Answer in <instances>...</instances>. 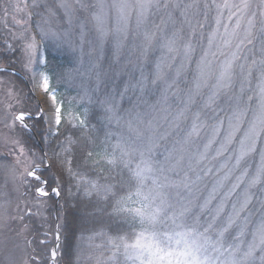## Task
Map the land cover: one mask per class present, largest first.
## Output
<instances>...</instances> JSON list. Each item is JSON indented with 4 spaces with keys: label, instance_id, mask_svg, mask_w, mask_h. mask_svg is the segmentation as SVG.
<instances>
[{
    "label": "snow or ice",
    "instance_id": "snow-or-ice-1",
    "mask_svg": "<svg viewBox=\"0 0 264 264\" xmlns=\"http://www.w3.org/2000/svg\"><path fill=\"white\" fill-rule=\"evenodd\" d=\"M98 3L99 7L94 12L93 18L99 33L101 51L104 43L111 36L115 41L114 56L119 60L125 41L129 39L130 35L137 38L143 37L142 43L138 45L133 42L132 48L140 49V57L144 61L148 60L150 49L159 46L166 50L156 62L155 78L152 81L154 84L162 82L166 87L160 98L154 104L149 105L153 112L160 114L159 120L169 123V127L173 130L179 129L181 123L188 120L187 113L191 110L192 105L197 103L196 97L202 94V89L211 88L212 94L204 102L203 108L194 113L195 119L191 123L190 129L181 139L171 143V146L168 143H160V141H168L172 132L166 130L160 133L159 129L163 125L154 122L157 121V117L154 116L147 122L143 130L134 126L131 119L125 122L135 139L125 137L122 133H115L118 139L111 146V152L105 149L102 153H87L89 157L95 155L100 161L106 162L112 167H116L119 163L123 164L125 168H129L131 163L136 162L135 168H129L131 176L126 181H118L119 187L114 183L103 185L92 183V189L103 192L105 199H108L109 196L116 199V211L132 214L134 218L139 219L142 227L141 231L131 237H108V242L113 249L112 255L104 257L101 253L95 257V264H114L117 261V253L123 255L126 264H264V214L255 222L251 215L241 217V213L245 212L252 202L251 190L257 185H264V38L260 43L261 56L259 60H253L247 68L244 65H239L240 74H243L240 81L241 94L245 92L246 87L251 85L254 71L258 72V82L253 95L246 98L247 103H244L243 106H241V96H237L235 107L232 108L230 114L224 108H219L218 111L213 108L221 91L233 88L237 76L236 62L240 59L238 55L241 50L240 46L254 43L253 29L256 27L257 16L252 11L253 5L259 10V31L264 37V0H210V3L209 0H187V2L186 0H136L134 25L128 11L130 0H112L111 8L107 12H105L103 0H98ZM201 5L204 8L215 7L217 11L216 28L208 36V49L196 62L195 75L192 80L194 87L188 89L187 100H181L184 107L180 108L177 105L173 116L172 99L167 92L190 68L195 48L190 40L181 43L183 28H177L171 37H166L163 43H159L156 32L147 27L149 14L153 9L156 11L179 9L181 16L191 26L189 17L195 16L196 11L193 10L198 11ZM84 6L92 7V5ZM24 7L26 8L27 4ZM45 7L49 16L54 17L59 9L70 10L73 5L70 0H58V2L57 0H47ZM112 9H115L116 12L114 27ZM17 10H22L19 5H17ZM224 10L228 12L229 24L232 23L233 17H235V23L230 29L224 25V33L227 38L221 37L223 44L231 46L233 39L239 40V43L231 57L220 64L217 73L209 55L216 56V53L211 49L222 26ZM168 17L172 19L171 11L168 12ZM205 19H207L206 16ZM71 22V18H69V23ZM16 23L20 24L21 21L17 20ZM197 23L199 24V21ZM155 27L160 29V25H155ZM26 31L27 29H25ZM195 32L196 29L193 28L192 35H195ZM41 34L47 35L43 27H41ZM20 39L25 42L26 67L43 76L39 70L41 51L35 37L21 33ZM93 50L95 51V48ZM181 56L182 59L177 62L176 57ZM96 66L93 65V67ZM43 84L46 89L51 91L48 88L47 76H43ZM52 98L55 100V95ZM177 99L180 97L177 96ZM254 100L255 108L250 109V104ZM105 103L109 102L105 101ZM145 103L148 102L145 101ZM204 109H212V115L208 116V120H212L213 123L201 120L202 115H207ZM108 111L112 113V118H115L116 123L120 124L122 118L117 116V109L109 105ZM249 111H251V119L248 120L247 127H244ZM221 113H224V116H221ZM30 115L31 113L21 110L19 115L13 114L12 124L7 126L14 128L17 126L16 122L19 121L21 126L26 127L25 121ZM170 116H172L171 121H169ZM54 119L57 125L64 122V112L60 106L55 108ZM74 121L81 127L85 125L83 119H79L77 115L69 112L68 123L72 124ZM140 123H144L142 118H140ZM205 128L209 130L210 135L203 145V151H199L200 146L196 145L197 152L190 153L189 149L194 144L193 137H199ZM238 136L240 137L238 140L239 149L233 170L243 165L241 175L236 178V183L232 184L225 197L215 207H212V203L216 200L218 188L223 187L222 183L218 182V187L213 188L208 196L200 202V195L197 193L202 190L198 187L197 182L202 177L197 174L196 178L192 179L188 171L184 170L186 157L188 158V168L195 172V167L192 164L193 157H196V165H199L208 158L209 151L219 140V148L216 149V154L213 156V159H216V157L222 156L234 141H237ZM13 143L18 145L19 141H13ZM24 155V149L20 148L19 155L13 161L6 163L0 160V170L7 174L14 190H18L15 186L19 181L30 187L34 195L48 196L49 193L45 190L47 180L38 174L41 170L40 165L44 163L46 157H37L40 164H36L34 161L29 163L27 159L21 160L20 157ZM257 155L259 163L250 176L249 169L252 165L248 163V160L255 159ZM71 163L72 161L67 158L61 160V164L65 166L71 165ZM222 167H227V164ZM21 168L22 172H20ZM66 170L70 176L73 175L71 167H67ZM207 171L211 172V168ZM246 177L248 178L247 187L242 193V199L238 198L237 202L232 205V212L222 219L227 200L241 184L245 183ZM228 178V176L225 177V179ZM6 188L7 184L0 188V221L6 218L8 206L11 203ZM53 191L57 195L60 193L59 188ZM121 191L125 194L119 195ZM127 202L136 206H124ZM260 207L264 209V199L260 200ZM17 209H19V205H17ZM206 215L210 219H204ZM20 218L23 219L22 216ZM161 225L170 230L161 231ZM250 225L252 226L251 230ZM233 230H235V235H232ZM100 235L105 234L100 233ZM248 235L251 239L245 246V237ZM229 237H231V243L227 242ZM52 256H56L55 251L52 252Z\"/></svg>",
    "mask_w": 264,
    "mask_h": 264
},
{
    "label": "rangeland",
    "instance_id": "rangeland-1",
    "mask_svg": "<svg viewBox=\"0 0 264 264\" xmlns=\"http://www.w3.org/2000/svg\"><path fill=\"white\" fill-rule=\"evenodd\" d=\"M92 2L93 0H70V3L73 5L72 9H59L54 17H50L45 7L47 0H6V6H4L6 7L5 12L7 14L11 13L3 18V22L7 27L6 36L9 38L10 42L13 45H16L21 49V52L24 54L25 66V42L20 39L21 33H24L25 35L30 34L31 36L35 37L36 42L40 47L42 56L40 60L39 70L41 73H43V76H47L49 80V76L44 71L46 56L43 49V44L41 40L38 39L39 37L37 35V32L34 31L35 28L31 26L32 18H29L30 15L28 16V14L31 13L30 11H36L38 8L42 10L41 7H44L43 9H45V14H41L42 20L40 22L41 26L39 27V33L40 35H42L41 27L44 28V31L57 33L56 36H49L47 39H45L44 35H42L44 44L47 45L48 41H52L54 46L65 49L76 59L78 71L75 70L77 74L72 75L71 78H73L75 84L78 85V88L82 93L81 99H87V101H91L90 99H93L100 94H107L110 90L105 88V85H103V83H106L105 76L109 72L113 73L116 79L111 88L112 92L110 91L111 96L114 97L112 98L113 107L114 102L130 103V107L127 113L128 120L132 119L137 113H140L142 115L146 112L151 113L152 115L148 116L147 120H150L152 116H156L159 124L163 125L159 129L160 133H163L166 130L172 132V135L168 137V141H160V143H168L169 146H171V143L181 139L184 136L185 132L190 129V125L195 119L194 113L200 108H203L204 102L207 100L208 96L212 94L211 88L202 89V94L196 97L197 103L195 105H192L191 110L187 113L188 120L182 122L179 129L173 130L172 128H170L169 123L159 120L160 114L157 112H153V110L149 107L150 104H154L156 100L160 98L166 87V85H164L162 82H157L155 84L152 82L155 78L156 62L159 60L160 56L164 52H166V50L160 48L159 46H157L155 49H150L148 54L149 58L147 61H144L140 57V49L132 48L133 42L139 45L142 43L143 37L137 38L130 35L129 39L125 41L124 48L121 52L119 60H117L114 56L115 41L111 36L104 43L103 49L101 51L99 37L90 23L92 7L84 6L92 5ZM25 4H27L26 8L24 7ZM17 5H19L20 9H22L21 11L17 10ZM204 10H208V13H211L209 21H207L206 23L200 22L196 15L190 16L189 20L191 21V26L187 21H185L184 17L181 16L179 9H161L159 11L153 9L149 14V22L147 27L150 30L156 32L159 43H163L164 38L171 37L172 33L177 28H183V32L181 33V35L183 36V40L181 41V43L190 40L195 48V52L192 55V64L190 65V68L184 75L180 77L175 85L168 89L167 92V94L172 99L173 116L175 115V111L177 110V105L180 108L184 107V104L181 103V100H187L188 89L190 87H194V85L192 84V80L193 76L195 75L196 62L203 55L204 51L208 49V36L211 31L216 28L215 18L217 15V11L215 7L212 6L210 7V9L204 8ZM169 11L172 12V19H169L168 17ZM198 11L203 12V6H201ZM252 11L255 12L257 16L256 27L253 29L255 33L254 43L240 46L241 50L238 53L240 59L236 62L237 76L235 77V83L231 90H222L220 95L216 98V104L213 105V108H216L217 111L219 110V108H224L226 112L230 114L232 108L235 107L237 96H241V106H243L244 103H247L246 98L250 95H253L254 90H256V85L258 82V72L254 71L253 78L251 79V85L245 88V92L243 94L240 93V81L243 78V74H240L239 65H244L245 68H247L253 60H259L261 56L260 43L261 39L264 38L261 36V33L259 31V10L255 7V5H253ZM227 17L228 12L227 10H224V16L222 17V26L217 35V39L211 49L212 52L216 53V56L213 57L209 55V59L213 61V68L217 71V73L219 71L220 64L231 57L232 52L236 51V45L239 43V40L233 39L231 46H226L223 44L221 37L227 38L225 37L224 33V25H227L230 29L235 23V17H233V21L231 24H229ZM69 18H71V23H69ZM17 20L21 21V23L17 24ZM173 21H175V23H173ZM198 21L199 24L197 23ZM12 24L18 25L19 27L17 29L11 30V28L13 27ZM155 25H160V29H156ZM193 28L196 29L195 35H192ZM25 29H27L26 32ZM185 34L188 36H185ZM199 41L202 42L201 45L198 44ZM94 48L95 51L93 50ZM221 53H223V55H221ZM105 59H107L106 61L110 62L111 69L107 70L104 68L105 72H103L100 71V68L106 62ZM181 59L182 56L176 57L177 62H179ZM114 63L115 65H112ZM94 64L97 66L93 67ZM26 69L28 72V78L25 79L29 84V88L38 107L35 114L36 118H43L47 130V137L50 139L55 135L58 127L54 119L55 108L57 106L61 107V103L58 101L56 91H49L44 87L42 75L37 74L33 70H30L28 67H26ZM117 81L125 82V84L127 81V88L126 85H116ZM183 84L185 85V87H182ZM1 88L2 87L0 84V90ZM48 88L50 89V81ZM125 89L127 90L125 91ZM174 93L176 95H173ZM53 95H55L56 97L55 100H53L52 98ZM10 96L11 93L9 94V96L2 97V99H0V107H3L4 109L0 111V160L6 163L13 161L15 157L19 155V149L23 148L25 155L20 157L21 160L27 159L29 163L34 161L36 164H38L35 159V155H33V153L30 152V150H28L20 142V132H17L16 127H25L21 126L19 121L16 122L17 126L14 128L7 126L12 124L13 114L19 115L21 111V105L19 101L17 102L15 99L12 100ZM177 96L180 97V99H177ZM145 101H147L148 103H145ZM252 108H255V100L250 104V109ZM204 112L207 115H202V121L208 120V116L212 115V109H204ZM221 116H224V113H221ZM250 119L251 111H249V116L245 121L244 127H247L248 120ZM171 120L172 116L169 117V121ZM197 123L200 122L197 121ZM208 123H213V121L208 120ZM128 131L129 130H127L126 132ZM209 135V130L205 128L201 131L199 137L194 136V144L189 149L190 153L197 152L196 145L200 146L199 151L202 152L203 145L207 142ZM221 135L223 136V133ZM130 137L132 139H135L133 133H130ZM239 138L240 137L238 136L237 141H234L229 149L225 151L222 156L216 157V159H213V156H215L216 154V149L219 148V140L217 141V144L213 145L212 150L209 151L208 158L199 163V165H196V157H193L192 164L193 167H195V172L191 171L188 168V158L186 157L184 170L188 171V174L192 177V179H195L197 174L202 177V179L197 182L198 187L202 190L201 192L197 193L198 195H200V202H202L203 199L208 196L213 188L218 187L219 182L223 184V187L218 188V191L216 193V200H214L212 203V207H215L220 202V200L225 197L232 184L236 183V178L241 175L243 165L240 168H236L233 170V165L235 164L236 155L238 154L239 149ZM13 141H19V144L17 145L13 143ZM38 152L37 150H35L34 154H37ZM9 153H11V155H9ZM248 163L252 165V167L249 169V175L251 176L255 171V166L259 163L258 155L255 157V159L248 160ZM225 164H227V167H222ZM209 168H211V172L207 171ZM230 170L232 171L230 172ZM22 171L23 169L21 168L20 172ZM181 175H183V173H181ZM226 176H228L229 178L225 179ZM247 181L248 178L246 177L245 183L241 184V186L236 189L235 193L227 200V206L225 208L224 216L222 217V219H225L227 215L232 212V205L237 202L238 198L242 199V193L247 187ZM5 184H7V188L5 190L9 193V199L11 203L8 206V214L6 218L0 221V264H30V253L28 249L30 240H27L24 230H22L23 228L21 229V226L18 225L20 230L16 232V230L12 228V225H17L18 223H20L22 220L20 217H23V214L26 211V203H23V200L30 204L32 202V199L30 198V196L25 195V187H27L26 184H22L17 181L15 187L18 188V190H14V186L12 182L8 180L7 174L3 170H0V188H2ZM53 193L55 192L53 191ZM261 199H264V185H257L251 190L252 202L249 205L248 209L245 212L241 213V217L243 218L251 215V218L254 222L258 221L260 219V216L264 214V209H261L260 207ZM39 202L40 201H37V203ZM17 205H19V209H17ZM204 219H210V217L206 215ZM251 227L252 226L250 225V230ZM160 230L168 231L170 229L168 227H165L164 225H161ZM201 231H203V229H201ZM232 235H235V230H233ZM250 239V235L245 237V246ZM56 242H59L58 234H56ZM227 242H232L231 237H229ZM55 248L52 250V252L55 251ZM56 258V256L53 257L51 254L52 260L50 264H55Z\"/></svg>",
    "mask_w": 264,
    "mask_h": 264
},
{
    "label": "trees",
    "instance_id": "trees-1",
    "mask_svg": "<svg viewBox=\"0 0 264 264\" xmlns=\"http://www.w3.org/2000/svg\"><path fill=\"white\" fill-rule=\"evenodd\" d=\"M5 2L6 0H0L2 87L0 99L11 93V99L19 101L21 110L31 113V118L27 119L29 130L21 127H16V130L20 132V142L35 155L38 164L40 160L37 157H46L44 163L40 165L41 170L38 174L47 180L45 190L49 193L46 197H40L38 194L34 195L30 187H25V195L30 196L32 204L23 200V203H26L23 219L17 225L13 224L12 228L18 232L21 226L27 240H30L28 244L30 264H50L52 250L55 247H57L55 264H95V257L101 253L104 257L112 255L113 249L108 237H131L142 230L138 218L127 212L116 211V199L111 196L105 199L103 192L92 189V183L98 185L114 183L119 187L118 181H126L131 176L129 168H135L136 162L131 163L129 168L119 163L116 167H112L100 161L95 155L92 157L87 155L88 152L102 153L105 149L111 152V146L118 139L115 133L130 137V132H126L128 129L123 124V121L128 119L130 103L114 102L116 114L122 118L120 124H117L115 118H112V113L108 111L109 105L113 107L114 97L111 96V88L116 81L115 75L111 72L105 76L106 83H103L111 92L100 94L90 99L91 101L82 100V93L71 78L78 71L76 59L65 49L54 46L52 41H48L47 45L44 44L39 27L41 14H45V9L41 7L42 10L40 8L36 11L32 10L28 16L32 18L31 26L35 28L34 31L43 44L46 56L44 71L49 76L50 89L57 92L58 101L64 112V122L58 125L55 135L49 139L43 118H36L35 115L38 107L25 79L28 78V72L24 54L6 36L7 27L3 18L11 13L5 12ZM196 17L200 22L206 23L211 13L205 11L203 7V12L196 11ZM18 27L13 25L11 30ZM198 44L201 45L202 42L199 41ZM104 68L110 70V62L106 61L100 71L105 72ZM116 83L124 86L127 81L126 84L121 81ZM182 87L185 85L183 84ZM1 110H4L3 107H0ZM69 112L83 119L85 125L81 127L75 121L69 124ZM35 150L39 151L38 155L34 154ZM64 158L71 160V165H62L61 160ZM67 167L73 169V175L68 174ZM56 188L60 189L59 195L53 193ZM124 194L123 191L119 193V195ZM124 206L136 205L127 202ZM100 233L105 235L102 236ZM56 234L59 235V242H56ZM114 264H126L121 253H117V261Z\"/></svg>",
    "mask_w": 264,
    "mask_h": 264
},
{
    "label": "clouds",
    "instance_id": "clouds-1",
    "mask_svg": "<svg viewBox=\"0 0 264 264\" xmlns=\"http://www.w3.org/2000/svg\"><path fill=\"white\" fill-rule=\"evenodd\" d=\"M103 3H104L105 12L109 11V9L111 8V5H112V0H103ZM98 7H99L98 0H93V2H92V13H91V17H90V23H91L92 27L95 29L96 34L99 36V33H98L97 29H96L95 20L93 18V14L97 10ZM136 7H137L136 6V0H130V3L128 5V11H129L130 15L132 16L133 25L135 24ZM111 11H112V21L114 23L115 22V17H116V12H115V9H112ZM45 33H47V35H44V38L45 39H47L49 36H56L57 35V33H52L50 31H45ZM151 115L152 114L149 113V112H146L143 115L140 114V113H137L131 120L133 121V125L134 126H138L141 130H143L145 128L147 122L149 121V120H147V117L148 116H151ZM153 117L154 116H152L151 119H153ZM140 118L143 119V122L144 123H140ZM127 120L128 119H125L123 121V124L126 127H127V125H126L125 122ZM146 120H147V122H146ZM154 122H158V120L157 121H154Z\"/></svg>",
    "mask_w": 264,
    "mask_h": 264
}]
</instances>
